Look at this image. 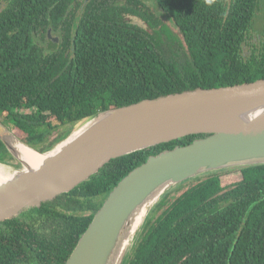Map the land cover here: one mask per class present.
Wrapping results in <instances>:
<instances>
[{"label": "trees", "instance_id": "16d2710c", "mask_svg": "<svg viewBox=\"0 0 264 264\" xmlns=\"http://www.w3.org/2000/svg\"><path fill=\"white\" fill-rule=\"evenodd\" d=\"M0 2V121L41 153L101 111L264 79V26L259 45L242 49L264 0H152L162 14L143 0ZM204 136L110 160L71 191L0 221V264H64L125 175ZM0 163L17 165L1 141ZM197 179L173 200L164 194L123 264H264V165Z\"/></svg>", "mask_w": 264, "mask_h": 264}, {"label": "water", "instance_id": "95a60500", "mask_svg": "<svg viewBox=\"0 0 264 264\" xmlns=\"http://www.w3.org/2000/svg\"><path fill=\"white\" fill-rule=\"evenodd\" d=\"M47 38L57 42L50 31ZM73 127L65 139L41 153L0 121V141L17 162L0 163L9 171L0 182V221L71 191L110 160L205 135L151 156L125 175L107 194L64 263L123 264L151 209L174 186L206 173L264 165V79L141 100L101 111ZM10 136L44 155L35 168L7 142ZM142 209L141 220L118 258L130 223Z\"/></svg>", "mask_w": 264, "mask_h": 264}, {"label": "rangeland", "instance_id": "374dc122", "mask_svg": "<svg viewBox=\"0 0 264 264\" xmlns=\"http://www.w3.org/2000/svg\"><path fill=\"white\" fill-rule=\"evenodd\" d=\"M143 2L146 4V6L152 12H154V13H161L162 14L161 10L154 5V3L152 2V0H143ZM4 6H5V3L4 2H0V10ZM160 18L169 27V29L173 33L178 34L177 29L173 26V24L166 17L160 16ZM127 19L129 21H131L132 23L138 24L140 26H144L143 22L140 19H138V18H135V17H127ZM263 26H264V5L262 3L260 5V7H259V10L256 13V18L254 20V23L252 25V28L249 30L248 34L246 35L245 42H244L243 47H242L244 54H248L252 49H254V47H257L259 45L258 43L260 42V38L262 36ZM48 31H50V30H48ZM50 36L53 37V38H57V42H55V43H58L59 42L58 34L57 33H51V31H50ZM37 40L39 41V43H40V45L42 47H47L49 49L47 40L41 38V36H38L37 37ZM179 49L181 50L182 48L180 47ZM73 128L74 127H71L70 130H73ZM12 133H14V132L12 131ZM236 170H238V168H230V169H226V170H223V171H217V173L218 172H228V171L232 173L233 171L235 172ZM208 174H210V173H206V174L200 175L198 177H195L193 179H190V180L185 181V182H183V183H181L179 185L174 186L170 190V192L168 193L169 194L168 195V199L173 200L176 196H178L185 189H187V188L191 187L193 184H195L199 180L197 178H204ZM158 214H159V212H158ZM132 243H131V246H132Z\"/></svg>", "mask_w": 264, "mask_h": 264}, {"label": "bare ground", "instance_id": "6f19581e", "mask_svg": "<svg viewBox=\"0 0 264 264\" xmlns=\"http://www.w3.org/2000/svg\"><path fill=\"white\" fill-rule=\"evenodd\" d=\"M7 142L11 145L14 146V148H16V150H18V154L20 155V157L25 160L28 166L35 168L40 161L44 158L43 156H39L38 154H35L34 152H31L30 150H28L26 147H24L20 142H18L16 140V138L14 136H10L7 138ZM8 168L1 166L0 165V182L4 181L7 179V177H9V173H8ZM144 213V209L139 210L134 218L132 219L130 226L126 232V237L121 245V248L119 250V255L118 258L120 257L122 251L124 250V248L127 245V241H128V236L133 232V230L137 227L138 223L141 220V217ZM117 258V260H118Z\"/></svg>", "mask_w": 264, "mask_h": 264}]
</instances>
